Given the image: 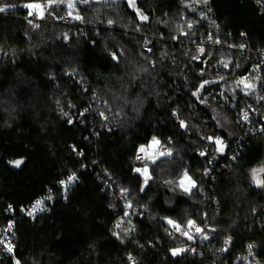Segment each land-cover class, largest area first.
Masks as SVG:
<instances>
[{
  "label": "trees",
  "instance_id": "1",
  "mask_svg": "<svg viewBox=\"0 0 264 264\" xmlns=\"http://www.w3.org/2000/svg\"><path fill=\"white\" fill-rule=\"evenodd\" d=\"M62 1L75 7L0 0V229L12 223L13 247H0V264H232L247 242L263 255L264 187L251 170L264 160V132L250 135L228 104L258 61L226 47L244 45L245 35L250 49L264 51V9L253 0H136V8L128 0ZM28 3L45 5L41 21L29 23ZM210 36L224 48L207 51L206 67L194 64L199 39ZM211 106L230 115L235 134ZM153 137L172 155L136 165ZM208 137L223 140V154ZM16 160L23 163H9ZM145 164L147 185L135 171ZM185 171L196 181L189 193L179 187ZM73 173L63 195L60 181ZM48 197L39 215H25ZM168 220L198 223L209 237L201 254H172L184 244ZM227 237L232 246L222 251Z\"/></svg>",
  "mask_w": 264,
  "mask_h": 264
},
{
  "label": "built area",
  "instance_id": "2",
  "mask_svg": "<svg viewBox=\"0 0 264 264\" xmlns=\"http://www.w3.org/2000/svg\"><path fill=\"white\" fill-rule=\"evenodd\" d=\"M253 1L256 3L258 7H260L261 9H264V0H259V2H257V0H253ZM49 17L53 19H57L60 23H68L70 21V17L65 14L57 17L54 13H51ZM28 19L31 21H41L42 20V18H38V14L36 13H33V15H31ZM243 38L245 41L243 48H241L240 46L233 47L229 45L226 47V50H229L230 53L241 55L242 57H253L258 62L254 66H252L251 69L246 74H244L243 76L239 78L238 81L243 80L245 81V83L244 84L237 83V87L234 90H232L233 96H232V99H230V101L228 102V104L232 110L235 109L236 111L235 116H234L236 122L239 123L242 127L246 128V130L249 131L250 135H252V134H259V133L264 132V131H261V129H264V51L258 52V51H254L250 49L246 44L247 43L246 36L243 35ZM214 41L216 40L213 38L210 40L209 37H201L199 39L198 45L200 48L201 47L204 48L205 51L203 54L199 53L198 55L194 56L198 58H195V59L194 57L192 58V62L194 64L202 63L203 66L206 67L209 64L210 60L212 59V55L206 56L207 51L208 50L215 51L217 49L224 48L222 47L221 43H215ZM151 44H152V39L150 37H145L144 45H143V52L145 54H150L152 52ZM224 62H227L228 64V66L225 68H229L234 64L233 60L224 61ZM201 72L202 71H200V73ZM245 84L251 85L252 87H245ZM238 92L241 94V97L243 100L241 104L238 102L236 98ZM245 112H247L248 114V119L246 121L243 119V114ZM255 120L258 121L257 126L253 125V122ZM150 142L148 143V145L150 144ZM243 143H244L243 138H239L238 142L233 148L232 154L229 156V159L233 160V157L238 156L239 151L242 149ZM148 145H146L145 147H147ZM138 150L136 152V157L138 155ZM167 150H169L167 147L162 146L160 144L154 149H149V153L155 156L156 159H158L160 157L159 152L167 151ZM140 155H143V154L141 153ZM136 157H135L136 165H140L145 162H151V160H148V159L137 160ZM213 165H214L213 163L206 165L205 173L211 172ZM67 179L63 181H67ZM74 183L68 187L67 191L74 185ZM61 187H62V194L65 195L67 192H65V188L63 185H61ZM125 197L126 196L122 195V193L120 194L121 199ZM52 199L53 198L51 197V199L47 198L43 200L44 203L42 205V208L44 209L46 203L48 201H51ZM128 204L132 205L131 202H129ZM29 210H31V208ZM27 211H25V215H27ZM41 212L42 211H37L36 213H34L33 216H29V215L27 216L33 218L39 215ZM10 224L12 225V223ZM195 225L200 227L197 222H195ZM171 229H172L171 237L181 239L184 244L183 248L191 249L189 252L192 254H201V252L205 249V245L209 243V237L207 236V234H205L202 228H201L202 229L201 233H196L195 228L194 227L190 228L188 224H186L185 227H181L182 231L190 232V234L193 236V239L191 240H189L186 236L181 235V232L177 231L174 227H171ZM11 231H12V227L9 229V225L5 227L4 229H0V241H3V243H0V247L3 250H5L8 254H12L13 252V247L11 246V243H10ZM205 235L207 236V239H203V236ZM224 241L222 243V249L226 247L224 244ZM232 241L233 240L231 238V242L227 245L226 251L230 250L232 246ZM249 245L253 246L251 249V252L249 251V248H248ZM9 247L12 248L11 252L7 250ZM129 263L132 264L130 261ZM13 264H17V260L15 258H14ZM232 264H264V254L262 255L260 253L259 247L255 243L247 242L244 245L243 251L233 260Z\"/></svg>",
  "mask_w": 264,
  "mask_h": 264
},
{
  "label": "snow or ice",
  "instance_id": "3",
  "mask_svg": "<svg viewBox=\"0 0 264 264\" xmlns=\"http://www.w3.org/2000/svg\"><path fill=\"white\" fill-rule=\"evenodd\" d=\"M56 0H49V6L52 4V3H55ZM82 3H88L89 0H81ZM129 2V6L132 7V8H136V0H128ZM257 2H259V0H257ZM203 3L204 4H207L208 3V0H203ZM25 8L29 9V13L28 15L31 16L33 15V12L31 10L35 9V10H41L44 6L39 4V3H28V4H25L24 5ZM68 7L70 9L74 8L75 7V4L74 3H69L68 4ZM6 10L5 7H0V12H4ZM137 14L138 16L140 17L141 20H144L146 21L148 19L147 16H145L142 12H140L139 10H137ZM39 15L40 17L42 18L43 16V12L40 11L39 12ZM69 15H71V13H69ZM74 19H77V20H81L82 17H80L79 15H76L75 17H73ZM29 23H32V21H29ZM109 24H112L113 22L111 20L108 21ZM34 27H38V25H33ZM189 29L192 28V24H189L188 25ZM67 38V37H66ZM209 39L211 40V36L209 37ZM215 43H220L219 40H216L214 41ZM241 48L244 47V45H240ZM198 51L203 54L205 49L204 48H198ZM112 58L115 60L117 59L116 55L115 54H112ZM195 58H198V57H194ZM221 63H223L224 67H227L228 64L227 62H224L222 61ZM209 83V81H204L203 84L200 85V88H203L205 84ZM238 83L240 84H244L245 81L241 80V81H238ZM245 87H252L251 85H248V84H245ZM199 88L197 89L196 92L193 93V95H196L198 96L199 95ZM87 111V110H85ZM64 115H68L67 113H64ZM81 115H83V113H81ZM100 115L103 117V113H100ZM173 115H176L175 113H173ZM178 118V117H177ZM106 119V117H105ZM243 119L246 121L248 119V114L247 112H245L243 114ZM71 119H69V123H71ZM180 126L182 128L186 127V124L183 120L180 121ZM261 131H264V129H261ZM209 141L213 142L215 145H217V148H216V151L220 152V153H223L224 150H225V147H227V145L224 144L223 140H221L219 137L217 138H213V137H208L207 138ZM160 141L156 138V137H153L152 138V141L150 142V144L145 147V146H141L138 150V155L136 157L137 160H145V159H148V160H151L153 163H155V160H156V157L151 155L149 153V149H154L156 148L157 146L160 145ZM74 151H75V148H74ZM143 154V155H140V154ZM79 155H82V153H78ZM159 155L160 156H171L172 155V151L171 149L167 150V151H160L159 152ZM200 155L201 156H204L205 155V152H200ZM233 159H235V157H233ZM9 163L13 164L14 166L16 167H19L23 161L22 160H16V161H10ZM135 171L137 173H139L141 176L144 177L143 179V184L144 185H147L148 184V181L152 178L151 175L149 174V169H148V166L147 164H145V166L143 168H136ZM261 172H264V168H260V169H252V179H253V182L256 184L257 187H264V180H261L259 178V173ZM78 179V177L76 176L75 173H73L72 175H70L67 179V181H60V184L64 186L65 188V192H67V189L68 187L73 184L76 180ZM179 187L185 192V193H189L191 191L192 188H195L196 187V181L194 179H192V177L189 175V173L187 171H185L183 173V178L179 181ZM143 190V188L141 189ZM122 195H127V190H123L122 191ZM48 199H51V197H48ZM44 201L43 200H37L34 205L32 206L31 210H28L27 211V215L29 216H33L34 213H36L37 211H43L44 209L42 208V205H43ZM126 209L127 208H130L131 207V204H126L125 205ZM22 211H24L22 209ZM128 215V212L126 211L125 212V216ZM170 225H172L177 231L181 232V235H184L186 236L189 240L193 239V236L190 234L189 231H182L181 230V227L180 225L178 224H175L174 221L172 220H168L167 221ZM188 226L190 228L194 227L195 228V232L196 233H201L202 232V229L198 226L195 225V221L193 220H189L187 222ZM120 226V223L118 222L117 223V227ZM12 227L11 224H9V229ZM113 235H117L116 233H113ZM119 238V237H118ZM203 239H207V236H203ZM231 242V237L225 239L224 241V244H225V248L222 249V251H226L227 250V245ZM0 243H3V241H0ZM252 245H249L248 248H249V251L251 252V249H252ZM9 252L12 251V248H8L7 249ZM191 249H184V248H181V249H173L172 250V254L173 255H178L180 254L181 252H184V251H190ZM129 259H131V257H129ZM17 264H19V262L17 261Z\"/></svg>",
  "mask_w": 264,
  "mask_h": 264
},
{
  "label": "rangeland",
  "instance_id": "4",
  "mask_svg": "<svg viewBox=\"0 0 264 264\" xmlns=\"http://www.w3.org/2000/svg\"><path fill=\"white\" fill-rule=\"evenodd\" d=\"M39 4H41V5L44 6L41 10H35V9H33L31 11L33 13L38 14V18H41L40 15H39V12L42 11L43 12V16L45 15V5L42 4V3H39ZM54 5H56V6H66L67 3L64 2V1H62V0H60V1L55 2ZM29 11L30 10L28 9V12ZM43 16H42V18H43ZM223 104H225V103H223ZM210 109L213 112L214 117L218 120V123H219L220 127L222 129H225V130H228L229 132L231 131L232 133H234L235 129H234L233 123L231 121L232 119H231L230 115L223 108H219L217 106H211ZM221 154H223V153H221ZM260 168H264V160L260 164H258L256 167H254L253 169H260ZM251 173H252V170H251ZM263 176H264V172L259 173V178L261 180H262V177ZM251 179H252V174H251ZM252 182H253V179H252ZM254 185L256 186L255 183H254Z\"/></svg>",
  "mask_w": 264,
  "mask_h": 264
}]
</instances>
